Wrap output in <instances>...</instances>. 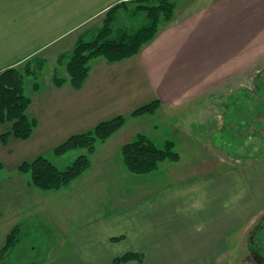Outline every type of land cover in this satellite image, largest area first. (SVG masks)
Returning a JSON list of instances; mask_svg holds the SVG:
<instances>
[{
    "label": "crops",
    "instance_id": "crops-1",
    "mask_svg": "<svg viewBox=\"0 0 264 264\" xmlns=\"http://www.w3.org/2000/svg\"><path fill=\"white\" fill-rule=\"evenodd\" d=\"M122 1L0 0V71L74 47L91 22ZM198 1L175 0L174 19L163 21L137 54L114 62L96 58L80 88L46 83L28 108L38 120L30 143L52 139L56 146L154 99L162 107L184 106L264 57V0ZM130 119L97 147L91 168L70 185L35 190L40 195L24 220L40 218L60 236L44 264H114L129 252L143 260L123 264H235L241 233L264 213V154L221 171H197L201 160L189 175L179 170L172 178L164 165L137 175L121 150L146 129H129ZM173 138L181 140L165 137ZM182 162L165 163L177 170Z\"/></svg>",
    "mask_w": 264,
    "mask_h": 264
},
{
    "label": "rangeland",
    "instance_id": "rangeland-1",
    "mask_svg": "<svg viewBox=\"0 0 264 264\" xmlns=\"http://www.w3.org/2000/svg\"><path fill=\"white\" fill-rule=\"evenodd\" d=\"M207 1L200 0L197 6L205 4ZM101 20L100 17L89 24V31L83 37L85 40L95 37L102 26ZM74 47L68 46L61 49L62 52L56 49L43 53V56L46 57V65L42 72L40 90L46 83L60 87L66 85L55 84V77H68L67 64L73 54ZM94 61L95 59L92 63ZM37 92H34L33 95ZM154 100L160 103L158 99ZM154 100L145 103V105ZM190 101L184 106L174 108L162 107V103H160L158 109L151 114L131 116L132 112L126 116L128 119L132 118L129 129L130 127L133 129L135 127L145 128L144 133L155 142L159 141L160 146L168 140L165 139L166 136H179L181 140L174 142L180 153L181 161L184 162L178 166L177 170H174L175 164L173 166L169 163L163 164L165 167H169L167 171L172 178L179 170L186 171L184 175H189L190 172L187 169H192L190 167L196 166V163L201 160L204 163L197 166L199 167L197 171L200 169L210 170L215 167L221 171L223 167L234 166L243 159L244 161L258 159L264 154V57L240 73L231 74L227 79L211 86L208 91ZM126 123L121 127L120 132L127 125ZM8 127L7 123L0 122V136ZM110 138L107 140L110 141ZM63 141H60L59 144ZM59 144L53 146L52 139L40 143L36 141L30 143L29 138L19 139L12 135L3 141L0 137V250L3 247L1 244L4 242V232L8 233L18 223L23 224L22 241L5 254L4 258L0 260L1 264L17 262L28 264L31 261L35 262L34 264H43L47 262L46 258L51 252L57 249L60 236L52 225H50L52 226L50 231L46 233V227L44 228L39 222L42 219L31 217L24 220L27 217L24 214L28 211V205L36 203L34 200H38L40 192L35 191L38 188L36 189L30 184V174L21 171L19 166L24 161L44 155L57 166L65 168L83 150L71 149V151L56 155L54 150ZM50 146L51 148H49ZM38 150L42 151L37 152ZM91 158H94V153ZM98 199L100 200V198H96L97 202ZM46 205L52 207L51 204L46 203ZM22 206L25 207L21 209ZM15 207L17 210L13 211ZM15 216L17 218L22 216V218L16 219ZM262 221L264 227V213L255 220L249 230L241 233L238 251L240 256L236 255L237 262L235 261V264H255L252 257L256 251L252 238L256 234L259 239L264 238V230L259 232ZM46 224L49 225V223ZM117 246L120 247V244ZM99 262L105 264L108 261L100 259Z\"/></svg>",
    "mask_w": 264,
    "mask_h": 264
},
{
    "label": "trees",
    "instance_id": "trees-1",
    "mask_svg": "<svg viewBox=\"0 0 264 264\" xmlns=\"http://www.w3.org/2000/svg\"><path fill=\"white\" fill-rule=\"evenodd\" d=\"M175 8V0H123L111 5L105 11L101 20L102 26L95 37L89 40L83 37L78 39L68 60V77L56 76L55 84L63 85L69 82L74 87H80L91 72L93 59L105 57L114 62L137 54L145 44L158 35L163 21L170 23L174 19ZM45 61L46 57L43 54H35L20 65L0 71V122L9 125L8 129L1 133L3 141L12 135L19 139H27L34 133L38 120L30 116L28 108L33 101V93L41 88ZM159 106L160 103L154 100L140 106L131 116L151 114ZM127 120L128 117L125 115H116L114 118L99 122L89 131L73 134L64 140L55 148L54 154H63L71 149H83L82 153L65 168L57 166L44 155L24 161L19 168L30 174V184L34 188L43 191L59 190L70 185L91 166V156L95 148L117 133ZM159 144L144 132H140L137 137L124 144L121 151L127 169L137 175H151L158 172L165 161L176 162L180 158L174 140L168 139L162 146ZM39 222L46 227L48 233L51 226L43 220ZM262 225L263 221L259 232L264 230ZM22 231L23 224L18 223L7 233L5 245L0 250V260L22 241ZM257 235L252 238L255 251L259 249V245L264 246V238L261 240ZM134 259L143 260L137 253L129 252L117 257L114 264H123ZM34 263L31 261L28 264Z\"/></svg>",
    "mask_w": 264,
    "mask_h": 264
},
{
    "label": "flooded vegetation",
    "instance_id": "flooded-vegetation-1",
    "mask_svg": "<svg viewBox=\"0 0 264 264\" xmlns=\"http://www.w3.org/2000/svg\"><path fill=\"white\" fill-rule=\"evenodd\" d=\"M252 259L255 261V264H264V246L259 245V249L256 250L255 255L252 257Z\"/></svg>",
    "mask_w": 264,
    "mask_h": 264
}]
</instances>
